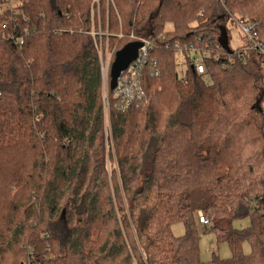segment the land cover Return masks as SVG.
Masks as SVG:
<instances>
[{
    "label": "trees",
    "instance_id": "16d2710c",
    "mask_svg": "<svg viewBox=\"0 0 264 264\" xmlns=\"http://www.w3.org/2000/svg\"><path fill=\"white\" fill-rule=\"evenodd\" d=\"M113 1L125 36L109 48L132 42L133 29L155 49L143 56L139 91L109 88V130L89 34L94 0H24L37 32L22 47L0 23V264L17 247L18 264H203L200 213L231 249L214 264H264L261 59L228 71L209 63L205 75L189 65L184 83L175 47L199 31L227 41L229 14L264 32V0ZM247 218L250 227H234Z\"/></svg>",
    "mask_w": 264,
    "mask_h": 264
},
{
    "label": "built area",
    "instance_id": "2783aa9c",
    "mask_svg": "<svg viewBox=\"0 0 264 264\" xmlns=\"http://www.w3.org/2000/svg\"><path fill=\"white\" fill-rule=\"evenodd\" d=\"M24 6V0H0V23H3L5 27L1 36L16 47L24 46L28 37L37 32L36 28H30L28 25L29 22L24 12ZM102 28L101 25H98L96 29L95 24H93L89 34L94 38L95 47L98 49L101 74L104 77V75L108 76L110 74L116 49L111 50L109 48L110 34L102 32ZM224 29L228 31V48L221 44L220 40H218L219 36L216 34L214 36L202 31H199L190 42L175 44L177 48L176 60L179 64L178 75L184 83L186 82V70L189 65H191L197 75H205L209 63L220 64L223 71H228L230 67L238 62L247 60L252 55H257L261 59L262 73H264V32L259 23L251 21L244 16L229 14V19L224 25ZM230 29L236 30L240 34L242 43L238 48H233L230 45ZM130 33L129 38L132 42H142V46L139 50L138 58L128 66L127 70L121 73L116 87L119 92L117 95L123 92L130 94L134 91H139V75L144 63L143 56L155 49L154 40L137 37L133 29ZM124 36L120 32L117 38L123 39ZM164 37V35L160 36V38ZM148 104L149 102L146 101V105ZM199 219L203 225L208 224V220L204 219L202 213L199 214Z\"/></svg>",
    "mask_w": 264,
    "mask_h": 264
},
{
    "label": "rangeland",
    "instance_id": "374dc122",
    "mask_svg": "<svg viewBox=\"0 0 264 264\" xmlns=\"http://www.w3.org/2000/svg\"><path fill=\"white\" fill-rule=\"evenodd\" d=\"M94 3L96 7L95 8V22H97V26L101 25L102 28V32L106 33L108 32V34H110V38L115 37L117 38V35L121 32V20L119 19L118 16V11L114 5V1L113 0H105L104 5L105 6V13L102 14V6L101 5V0H94ZM113 5L114 8V13L116 18L118 19L119 22V32H110V27H111V21L109 20V11H110V5ZM93 9V8H92ZM173 27L172 24H168L165 28L166 32L172 31ZM230 36H231V40H230V45L233 48H238L241 46V38H240V34L238 31L230 29ZM109 38V39H110ZM105 41V38H104ZM113 48V47H112ZM101 78H102V102H103V106H104V116H105V121H106V126L107 129L109 130L110 128V101H109V88H110V81L111 78L108 76L104 77L101 74ZM264 107V104H263ZM201 201V200H200ZM199 201V202H200ZM207 202V198L202 200V205L205 204ZM197 219H199V216L197 217ZM200 221V219H199ZM251 226V220L250 218L247 219H242V220H237L234 222V227L237 229H247L248 227ZM198 233H199V237H200V242H199V248H200V258H201V262L203 264H214L212 262L213 258L216 257H220L221 259H230L231 258V249L230 247L226 244V243H219L217 244V238L216 235L214 233H210L208 231L205 230V226L203 225H199L198 227ZM172 233L178 237H182L185 234V228L184 225L182 223H176L173 227H172ZM244 253L245 255H248L251 252V247L249 246L248 243H245L244 245ZM4 258L6 259L3 264H18L20 262H22V257L20 256L19 253V247L12 249V251H10L7 255L4 256ZM26 263V261H25Z\"/></svg>",
    "mask_w": 264,
    "mask_h": 264
},
{
    "label": "water",
    "instance_id": "95a60500",
    "mask_svg": "<svg viewBox=\"0 0 264 264\" xmlns=\"http://www.w3.org/2000/svg\"><path fill=\"white\" fill-rule=\"evenodd\" d=\"M220 42L225 48H228L226 37H222ZM141 46L142 42H129L116 52L109 74L111 90L117 87L121 73L127 70L128 66L138 58Z\"/></svg>",
    "mask_w": 264,
    "mask_h": 264
}]
</instances>
